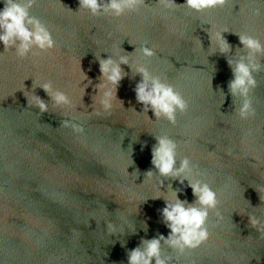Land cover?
I'll return each instance as SVG.
<instances>
[{
    "label": "water",
    "instance_id": "water-1",
    "mask_svg": "<svg viewBox=\"0 0 264 264\" xmlns=\"http://www.w3.org/2000/svg\"><path fill=\"white\" fill-rule=\"evenodd\" d=\"M143 2L115 17L103 7L93 15L79 0H37L29 16L49 31L55 48L41 52L33 45L19 58V40L7 50L0 44L2 264H128L129 252L143 250L144 241L168 237L161 216L166 202L178 197L186 208L199 207L189 182L217 193V208L208 210L210 238L183 255L161 241V258L264 264V235L249 222V216L264 221V53L250 61L239 39L247 34L264 44V0H228L200 12L185 0H174L171 10L158 0ZM224 30L229 50L221 53L210 34ZM142 46L155 55L143 56ZM107 59L122 74L110 112L98 89L104 83L99 62ZM241 61L260 65L252 72L255 116L244 121L235 113L240 98L229 89ZM139 67L188 102L175 124L137 102ZM57 93L68 103L57 104ZM163 137L177 145L175 168L191 161L187 179L179 178L183 184L160 176L151 163Z\"/></svg>",
    "mask_w": 264,
    "mask_h": 264
},
{
    "label": "clouds",
    "instance_id": "clouds-1",
    "mask_svg": "<svg viewBox=\"0 0 264 264\" xmlns=\"http://www.w3.org/2000/svg\"><path fill=\"white\" fill-rule=\"evenodd\" d=\"M36 2L37 0H27L26 3L17 2V0H0V5H3L0 7V44H3L7 50L14 40H19L20 44L17 49L19 58H25L33 45L38 47L41 52H49L55 48V42L49 31L39 20L29 16V9L34 7ZM158 2L167 10L177 8L174 0H158ZM227 2L228 0H185L186 6L197 12L222 8ZM79 6L89 10L93 15L103 7L105 12L111 11L115 17H121L126 12H136L144 6V2L143 0H109L107 5H101L99 0H79ZM29 25L32 30H29ZM225 32L228 30L218 33L210 32L221 53L229 50V45L222 35ZM239 39L240 43L249 51L250 61L254 55L264 53V44L260 39L247 34H239ZM140 52L149 58L155 55L153 49L146 46H142ZM120 62L128 63L127 57H122ZM99 63L101 78L104 81L98 86V89L103 91L101 105L105 112H110L113 108L112 101L115 100L116 86L122 79V74L111 59L101 60ZM228 63L230 67L233 66V61L229 60ZM259 68L258 63L246 65L241 61L236 63L232 69L233 80L229 84V89L234 97L240 98L235 113L242 121L255 116L250 93L256 87V80L252 76V72L258 71ZM137 71L142 76V81L135 88L137 102L144 106L145 112L151 110L157 118L163 116L170 123L175 124L176 113L178 111L185 113L188 109V102L180 92L172 86L162 83L160 78L152 77L145 68L139 67ZM81 78H84L82 74ZM42 87L45 92H50L48 84H44ZM54 98L57 104L68 103V99L63 93H57ZM36 105L41 112L47 111L46 105L38 98ZM76 130L83 131L82 128H76ZM176 148V143L171 139L159 138L157 146L152 149L151 163L158 170L160 176H170L183 184L184 180L179 178L190 172L191 161L185 158L181 161L180 167L175 168ZM147 176L151 179L152 172L149 171ZM184 179H187L186 175H184ZM188 186L191 188L193 196L196 197L199 207L189 206L186 208L184 202L180 201L178 197L175 198V203L166 202L165 207L161 209V216L163 223L169 229L168 237L165 239L164 236H159L144 241L143 250L138 247L129 252L128 264H153V261L154 264H169L170 258H161V241L176 250L177 254L183 255L186 251L195 250L209 240L210 234L206 227L208 210L217 208L219 203L217 193L207 184L189 182ZM261 199L264 200V196L261 195ZM217 216L221 218L219 213ZM249 222L261 235H264V221L249 216Z\"/></svg>",
    "mask_w": 264,
    "mask_h": 264
}]
</instances>
